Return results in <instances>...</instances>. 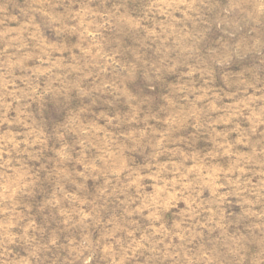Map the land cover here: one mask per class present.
I'll return each instance as SVG.
<instances>
[{
  "label": "rangeland",
  "instance_id": "1",
  "mask_svg": "<svg viewBox=\"0 0 264 264\" xmlns=\"http://www.w3.org/2000/svg\"><path fill=\"white\" fill-rule=\"evenodd\" d=\"M153 2L0 0V116L11 99L3 87L5 78H13L6 76L8 59L29 56L24 64L39 66L41 38L77 52L84 47L102 53L94 60L80 56L90 65L88 77L81 80L87 95L70 89L43 100H22L19 105L13 101L9 119L16 118L19 107L31 127L0 123V150L5 133L23 140L35 129L28 138L40 135L43 141L19 156L21 164L13 159V165L27 174L28 186L11 199H5L8 193L0 187V261L7 251V259H27L29 264H82L90 253L77 258L72 249L91 241L96 245L91 264H111L100 246L113 244L119 260L122 248L142 235L160 240L152 234L159 223L175 231L181 221L185 226L197 220L208 223L207 228H197L202 235L189 247L216 244L222 231L214 222L219 216L208 221L207 203L192 220L187 203L179 198L159 221L142 208L155 191L148 166L174 159L163 150L153 160L161 136L167 138L165 149L175 145L198 156L215 153L210 162L223 169L255 153L245 173L236 175L249 186L264 180V165L256 162L264 160V15L250 11L259 0H194L198 13L191 20L179 11L174 13L176 20L149 11ZM78 12H84L82 18ZM85 28L95 35L89 36ZM12 71L15 76L26 74L20 67ZM78 76L74 73L70 79ZM40 82H45L43 77ZM15 83L23 87L19 79ZM173 119L175 124L170 123ZM220 143L230 145V150L225 153ZM109 152L115 155L109 157ZM121 163L125 170L114 174L112 169ZM6 172L0 160V186ZM136 173L142 178L133 184ZM192 195L201 202L215 199L206 185L196 187ZM211 207L222 211L228 233H244L250 240L264 236L254 227L264 221L246 214L249 206L241 196L230 195ZM256 210L264 211V197ZM167 242L165 237L158 247L163 249ZM173 242L181 243L178 238ZM149 256L141 249L124 264H171Z\"/></svg>",
  "mask_w": 264,
  "mask_h": 264
},
{
  "label": "clouds",
  "instance_id": "2",
  "mask_svg": "<svg viewBox=\"0 0 264 264\" xmlns=\"http://www.w3.org/2000/svg\"><path fill=\"white\" fill-rule=\"evenodd\" d=\"M149 11H155L156 14L165 18H171L172 20L179 19L174 15V13L179 11L182 18L191 20L194 18L193 13H198V8L194 0L193 2H189V0H154L149 5ZM250 11L253 15H264V0H259L256 7L250 9ZM45 14L47 15L48 13L45 12ZM76 15L82 18L84 12H78ZM10 19L15 20L16 17L12 16ZM160 27L162 30L165 28L163 22L160 23ZM56 30L63 31V28H57ZM8 31H14V29H9ZM84 32L89 36L95 35L88 28H85ZM81 35L83 36V33ZM185 36L192 38L191 33H185ZM13 39H16V37H13ZM39 47L42 53L38 57L40 61L39 66H26L24 60L28 59L29 56L15 60L12 58L8 59V72L6 76H12L13 78H5L3 80V87L6 96L11 99L3 105L5 111L0 116V123L6 122L9 125L22 123L27 127H31L23 119L26 113L19 107L16 108V118L14 120L9 119L8 110L11 109L13 101L19 105L22 100H28L29 102L43 100L48 95L65 94L70 89H76L81 94H88L81 86V80L88 77L89 73L86 69L90 65L87 62H81L80 56L81 54H87L94 60L96 57L102 55L100 51L93 52L91 48L75 46L79 47V51L77 52L74 48L63 44L48 43L43 38L40 40ZM65 51L69 52L67 58L63 56ZM54 52L59 53V55L53 56ZM15 67L22 68L26 74L15 76L12 71ZM153 67L155 68V66ZM155 71L159 72V68H155ZM74 73L79 74L78 78L70 79ZM41 77L45 81L43 84L40 82ZM16 79H19L23 83V87L16 86ZM10 85L11 89L9 90ZM170 123L175 124L176 121L173 119ZM83 130L87 132V129ZM253 131H255V127H253ZM34 132L35 129L29 132L23 140L16 139L15 135L11 133H5L3 137L4 147L0 150V160H3V167L7 169V172L4 174L5 182L0 187L3 188L4 192L8 193L5 199H11L18 191L27 187L30 183L27 174L21 172L19 167L13 165V159H15L16 165L21 164L19 156L27 152L29 147L35 146L37 142H43L40 135H36L31 140L28 138ZM21 144H24L25 147L21 148ZM166 144L167 138L165 136H161L156 141L155 147L158 151L154 153L153 160H158L160 152L163 150L169 151L174 159L170 164L155 163L148 166L150 169L148 175L151 176V179L156 184L154 193L144 199L142 208L148 211L151 218L159 221L161 213L167 211L173 202L179 198L185 200L187 203L186 213L188 219L192 220L198 217L201 211L205 210V203H207L209 207L206 210L210 213L208 221H213L215 217L219 216V219H215L214 222L222 230L220 238H218L217 243L212 247L200 245L192 248L188 245L196 237L202 235L201 232L197 231V228H207L208 223L197 220L195 223H189L188 226H185L184 222L181 221L175 225V231L167 228L164 223H159L158 226L152 229V234L159 235L160 240L153 242L148 235H142L139 240H135L126 248H122L123 255L120 256L119 260L115 258L114 246L111 243L100 246L102 253L111 260V264H124L126 259L134 257L141 249L150 253L147 259L168 260L171 261V264H264V236L259 239L250 240L244 233H228L226 226L222 223L224 219L222 211L217 212L216 208L211 207L213 204H221L230 195L241 196L243 202L249 206L245 210L246 214L264 221V211L256 210V205L264 197V191H262L264 190V180H261L258 185L249 186V182H242L240 175H236L237 172L240 174L245 173V165L252 162L256 154L254 153L252 156L245 155L242 163L238 158L233 167L223 169L215 167L210 162L215 157V153H209L207 156H198L193 151L181 149L175 145L165 149ZM8 145H11V148ZM218 147L227 153L231 146L220 143ZM13 153L16 154L15 157H13ZM59 154L64 158L65 153L63 150ZM114 155L112 152L108 153L109 157ZM256 162L264 165V160ZM124 170L125 165L123 163L119 167L112 169L114 174H120ZM233 175H236V178L230 179ZM261 175H264V172H261ZM141 178L142 174L136 173L131 182L136 184ZM203 185L211 188L215 196L214 200L201 202L197 199V196L192 195L196 187ZM221 189L229 190L221 191ZM254 227L264 232V222L257 223ZM111 235L112 233H109V236ZM129 235H133V232H129ZM165 237L168 238V242L161 249L158 245L164 243ZM174 238H178L181 243L173 242ZM253 244L255 247H253ZM95 249L96 245L91 241H87L73 248L72 251L76 253L77 258L83 257L84 252L88 251L90 254L83 258L82 264H91ZM3 255L5 259L0 261V264H29L27 259L22 261L7 259V251Z\"/></svg>",
  "mask_w": 264,
  "mask_h": 264
}]
</instances>
